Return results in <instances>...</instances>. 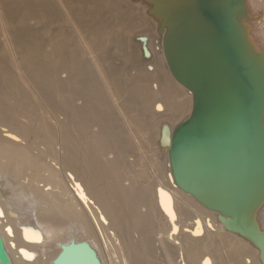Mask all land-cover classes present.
I'll return each mask as SVG.
<instances>
[{
  "label": "bare ground",
  "instance_id": "6f19581e",
  "mask_svg": "<svg viewBox=\"0 0 264 264\" xmlns=\"http://www.w3.org/2000/svg\"><path fill=\"white\" fill-rule=\"evenodd\" d=\"M150 6L73 9L77 21L108 26L145 87L108 75L118 70L109 46L108 73L90 45L94 74L52 38L43 48L29 39L22 62L12 53L0 63V235L12 264H52L71 240L88 242L102 264H262L259 249L175 184L171 135L193 96L169 70ZM246 7L249 37L264 52V0ZM256 219L264 231V204Z\"/></svg>",
  "mask_w": 264,
  "mask_h": 264
},
{
  "label": "water",
  "instance_id": "95a60500",
  "mask_svg": "<svg viewBox=\"0 0 264 264\" xmlns=\"http://www.w3.org/2000/svg\"><path fill=\"white\" fill-rule=\"evenodd\" d=\"M159 21L174 79L193 96L190 116L172 131L175 184L225 229L249 240L264 264V52L244 23L246 0H144ZM52 264H102L86 241L60 246ZM0 264H12L0 235Z\"/></svg>",
  "mask_w": 264,
  "mask_h": 264
},
{
  "label": "rangeland",
  "instance_id": "374dc122",
  "mask_svg": "<svg viewBox=\"0 0 264 264\" xmlns=\"http://www.w3.org/2000/svg\"><path fill=\"white\" fill-rule=\"evenodd\" d=\"M106 2L107 0H0V61L2 60L0 63L8 65L12 53H22L18 57L22 62L20 57L25 52L20 45L30 43L29 39L34 40L33 48H38L39 45L43 48L52 38L54 42L63 40L69 43L73 47L71 51L76 52L75 56L79 55L82 59L83 62L80 64H83L84 68H90L94 74L95 67L90 61L88 52L84 51L85 44H82L90 45V50L97 58L99 66L108 73L109 46L112 62L118 70L108 75L119 83L145 87L143 76L146 74L142 71L140 82L136 81L137 72L127 61V54L123 51V47L113 35L108 38V26L99 30L95 28L96 20L85 23L75 19L79 17L76 13L87 12V6L97 8ZM69 11L73 18L69 16ZM49 12L52 13L49 15ZM103 20L108 23V15H104ZM143 29L139 27L137 31L140 32ZM6 38L8 40L11 38L13 50L6 44ZM125 42L127 44L130 40H125ZM24 87L32 96L28 87L26 85ZM149 94L153 101L156 97L155 92L150 89Z\"/></svg>",
  "mask_w": 264,
  "mask_h": 264
}]
</instances>
